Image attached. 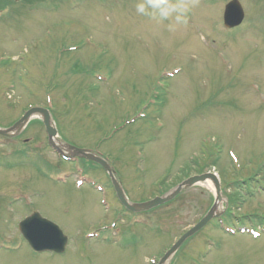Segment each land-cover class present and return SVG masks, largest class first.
Wrapping results in <instances>:
<instances>
[{"label": "rangeland", "instance_id": "374dc122", "mask_svg": "<svg viewBox=\"0 0 264 264\" xmlns=\"http://www.w3.org/2000/svg\"><path fill=\"white\" fill-rule=\"evenodd\" d=\"M63 1H54L52 12L48 7L31 10L43 7L38 6L40 0H26L21 4L26 7L19 13L18 6L6 13L2 10L1 15L11 16L0 21V55L28 47L25 68L39 70L45 75L38 77L41 81L54 76L57 92L62 95L53 93L56 105L72 120L62 122L70 144L85 146L89 141H98L99 127L105 149L111 148L120 158L125 157V138L138 144L142 149L138 158L142 169L129 172L140 184V190H131L134 201L145 200L154 184L167 176L168 169L179 166L187 154L198 148L196 140H203L206 147L213 145L207 142L213 138L229 150L234 148L241 157L242 171L249 170L251 175L264 165V25L254 22L264 13V2L242 1L247 14L245 23L259 32L243 27L227 35L218 27L225 0H195V12L199 10L201 17L193 16V23L177 26L171 18L161 20L158 15L139 13L138 0ZM70 46L76 48L69 50ZM15 66L18 70L11 73L8 65L0 63V91L8 80L18 78L22 65L16 62ZM175 68L181 71L174 78H161ZM93 75L105 80L97 81ZM15 92L17 97L10 104L0 103V126L17 117L27 103L36 101L27 87ZM76 98L82 101L79 106L75 105ZM141 111L148 117L132 125L133 133L118 130L124 119ZM28 129L36 137L43 135L36 123ZM46 154L54 159L50 150L46 149ZM53 159L52 164L42 167L44 179L36 171L41 168L39 160L0 165V230L5 227L0 240L11 239L8 235L19 236L16 223L25 216L28 208L21 204H26L56 222L69 237L65 252L35 253L24 245L11 250L2 248L0 264H147L146 256L173 242L210 204L206 200L210 189L196 185L198 188L174 203L148 214L160 227L155 231L157 237L164 235L160 238L143 233L142 225L136 223L132 226L134 233L117 246L85 239L82 230L109 223L108 213L99 203L102 194L87 185L75 189L71 176L63 182L56 181L53 175L62 173L67 165ZM133 163L137 164L131 155L130 164ZM175 173L168 175L166 188L183 177ZM156 189L159 192L163 187ZM247 201L239 215L249 213L264 220V193ZM243 220L247 223L248 218ZM205 233L212 234V240L220 246L211 255L202 256H208V263L264 264V233L256 239L243 233ZM207 236L196 243L204 248L209 243ZM190 242L180 251L179 264L199 263V258L194 261V255L201 257L202 252L194 254V241Z\"/></svg>", "mask_w": 264, "mask_h": 264}, {"label": "water", "instance_id": "95a60500", "mask_svg": "<svg viewBox=\"0 0 264 264\" xmlns=\"http://www.w3.org/2000/svg\"><path fill=\"white\" fill-rule=\"evenodd\" d=\"M239 19L236 22H230L227 21V23L229 24H235L238 23ZM31 111H41L43 116H44V122L50 137V142L53 143V141L51 140V137L54 135V129L51 126V121L49 118V115L46 111L44 110H39V109H34ZM31 111L27 112L13 127H11L8 130H19L21 128V126L24 124V122L26 121V119L28 118V116L30 115ZM8 130H0L1 133H7ZM80 151V150H79ZM73 153H78V151H74ZM92 157V156H90ZM93 159L100 161L98 158L92 157ZM102 163V162H101ZM103 164V163H102ZM104 167L107 169V166L105 164H103ZM203 176L200 177H192L186 181H184L183 183H181L180 185H178V187H176L171 193L162 196V197H156L150 201L144 202V203H134V204H128L122 194L121 191H118L119 193V197L121 199V201L131 210H142V209H148L150 207H153L159 203H162L170 198H172L180 189L182 186H188L190 184H192L194 181L202 179ZM218 189V187H217ZM214 213V207L202 218V220L196 225L194 226L190 231H188L186 234H184L182 236V238L178 241V243H180L187 235H189L190 233H192L193 231L197 230L200 226H202L211 216H213ZM20 229L22 230L23 234L30 240V242L32 243V245L36 248V249H43V248H51L54 249L56 251H61L63 249L64 246V237L62 236L60 231H56L51 227L48 226H41L39 224L36 223V219L34 217H30L29 219H25L21 224H20ZM177 243V244H178Z\"/></svg>", "mask_w": 264, "mask_h": 264}, {"label": "clouds", "instance_id": "9594fccd", "mask_svg": "<svg viewBox=\"0 0 264 264\" xmlns=\"http://www.w3.org/2000/svg\"><path fill=\"white\" fill-rule=\"evenodd\" d=\"M136 7L139 13L153 17L158 15L161 20L174 18L177 25L187 23L188 0H176L175 3H169L168 0H145L143 3H138Z\"/></svg>", "mask_w": 264, "mask_h": 264}]
</instances>
